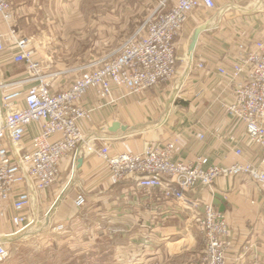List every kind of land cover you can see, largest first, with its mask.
Returning a JSON list of instances; mask_svg holds the SVG:
<instances>
[{"label": "crops", "instance_id": "crops-1", "mask_svg": "<svg viewBox=\"0 0 264 264\" xmlns=\"http://www.w3.org/2000/svg\"><path fill=\"white\" fill-rule=\"evenodd\" d=\"M9 1L14 27L22 32L21 35L33 39V47L45 54L52 51L53 45L68 29L61 23L70 20L65 18L69 13H64L68 4L158 5L160 2ZM214 2V9L199 7L192 10L176 37V66L179 61H184L183 57L186 60L185 67L180 64L182 70L176 71L180 74L176 80L179 86L174 81L163 82L141 95L120 98L111 105L99 102L93 90L81 98L80 104L92 110L89 119L82 122L84 146L61 162L58 177L64 172L66 175H63L65 179L60 189L49 187L33 193L25 212L27 224L15 226L11 222L13 211L10 207L0 213V242L5 247L8 248L9 244L21 246L23 240L25 249L35 244L50 248L59 244L80 245L78 249L89 255V262H92L99 255L96 246L103 239V242L117 246L114 264H201L205 241L195 226L193 214L180 211L175 202L164 199L158 190L137 188L134 180L111 185L104 161L86 145L98 148L104 140L109 144L111 154L137 153L147 142L172 140L176 143L177 158L184 160L195 161L201 156L210 164L221 165L247 159L255 161L260 149L248 144L243 123L227 115L222 106L231 102L235 83L242 82L245 77L241 75L230 83L228 76L220 74L219 69L223 68L229 75L238 44L250 46L254 40L264 37V0ZM197 28L200 31L190 50ZM0 30L4 35V50L0 52V84L23 79L26 73H16L9 67L10 64L16 68L24 65L15 64L10 59L14 47L8 27L1 18ZM198 63H202L203 68L199 69ZM72 77L60 74L50 78V89H61ZM11 85L16 88L22 85L21 88L25 89L29 84ZM180 86L183 93L178 89ZM118 95L119 91L113 88L112 97L118 98ZM113 122H118L119 126L110 130ZM40 127L39 122L27 126L23 140L25 146ZM235 148H241L244 155L237 157L233 153ZM26 189L27 186L22 184L16 191ZM186 194L190 199L201 201H213L216 195L220 197L216 208H221L233 231L226 264H254V255L259 258L256 264H264V185L247 175L222 176L214 180L211 188L201 185ZM78 195L85 198L81 207L74 204ZM102 224L110 230L107 237L94 234L96 227L102 230ZM56 225H63V229H55ZM88 226L92 227L89 233ZM36 232H41V240H36ZM78 235L82 236L81 240ZM25 257L34 264L31 252H26Z\"/></svg>", "mask_w": 264, "mask_h": 264}, {"label": "built area", "instance_id": "built-area-1", "mask_svg": "<svg viewBox=\"0 0 264 264\" xmlns=\"http://www.w3.org/2000/svg\"><path fill=\"white\" fill-rule=\"evenodd\" d=\"M199 7L214 9L216 4L214 0H161L157 10L122 42L115 55L94 63L93 68L83 70L67 85L52 91L46 77L40 74L41 65L33 56L31 39L18 35L11 24L14 15L10 1L0 0V18L8 27L14 47L10 59L23 64L26 72L23 79L0 84V213L10 207L11 222L17 227L27 224L25 212L33 193L49 188L59 176L61 162L84 146L82 122L89 119L92 110L83 107L80 100L89 90L102 100L111 97L113 88L137 94L174 76L178 61L176 37L190 12ZM3 39L0 30V52L4 50ZM238 48L229 75L223 68L219 72L228 76L230 83L241 75L245 78L235 83L231 102L222 106L227 115L243 123L248 144L260 149L255 161L221 165L210 164L201 156L195 161L184 160L177 158L173 141L147 143L137 153L111 154L104 140L98 148L86 145L106 161L111 185L134 180L137 188L158 190L180 211L193 214L205 241L201 264H226L233 231L213 201L190 199L186 193L201 185L211 188L219 177L239 174L264 185V37L250 46L239 43ZM196 66L203 68L202 63ZM12 83L31 84L23 89ZM32 122H39L41 127L25 146L26 128ZM233 153L237 157L244 155L241 148H235ZM22 184L27 189L16 191ZM74 204L84 205V196L78 195ZM55 229L62 230L63 225H56ZM7 256V249L0 242V262ZM254 259L256 264L259 258L254 255Z\"/></svg>", "mask_w": 264, "mask_h": 264}, {"label": "rangeland", "instance_id": "rangeland-1", "mask_svg": "<svg viewBox=\"0 0 264 264\" xmlns=\"http://www.w3.org/2000/svg\"><path fill=\"white\" fill-rule=\"evenodd\" d=\"M154 2L156 4V0H154ZM157 8L158 5L153 4H68L64 13H69V16H65V18H69L70 20L62 22L59 21L64 24V26L66 25L68 29H66L65 35L62 38H59V41L55 44V46L53 45L52 51L45 54L39 52V50L37 51L36 48L33 47V43L31 45L33 56L40 62L41 65L40 74H43L50 84V78H55L60 74L67 76L73 75V77H75L83 70L93 68L94 63L99 62L103 58H109L115 55L122 42L135 34L139 26L147 20V18L151 16ZM13 21L14 18L12 17L11 24L14 27ZM14 29L18 35L22 33H19L15 27ZM22 35L24 36V34ZM31 41L33 42V39H31ZM183 59L184 61H179L178 65L183 64L185 67V57H183ZM178 65L176 66V71H181L182 68ZM9 67L11 71H15L16 73H26L25 67L16 68V65L14 64H10ZM176 71L174 76L171 77L168 82H176L180 76V74H177ZM178 83L179 82H176L175 85L179 86ZM116 89L119 91L118 98H113L111 94L110 98L99 100V102L105 103V105H111L116 103L120 98L123 100L130 96L141 95L143 92L150 90L147 89L137 94H131L125 89ZM178 89L181 91V86ZM180 93L183 92L181 91ZM199 137L201 138L202 136L200 135ZM114 153L116 152H113L112 154ZM104 163L107 168L106 161H104ZM63 175L65 176L66 173H62L50 187L60 189V185L64 183L65 179ZM102 226V230L96 227L94 234L97 236L107 237L110 230H108L103 224ZM91 230L92 227L88 226L87 232L89 233ZM36 233V240H41V232ZM85 233L86 232L81 233L80 235ZM80 235H78L77 238L81 240L82 236ZM24 242V240L20 242L23 244L21 246L9 244L8 248L6 247L8 256L3 260L5 261V264H15L16 259H18L17 264H30L31 261H26L25 259L26 252L29 254L31 252L34 255V264H114L116 262L115 250L117 246L108 242H103V239L101 240L102 243H98L96 246L98 248L97 253L101 256L99 257L98 255L96 261L92 262H89V255L82 253L78 249V247L81 248L80 245L59 244L50 248L51 246L35 244L32 248L29 247L25 249ZM117 242L118 240H116L115 243ZM71 243L78 244L73 241ZM109 250L111 252H109ZM108 253L111 254V256H108ZM42 254L47 257H43ZM17 255L22 257L18 258ZM117 261L120 262V260Z\"/></svg>", "mask_w": 264, "mask_h": 264}, {"label": "water", "instance_id": "water-1", "mask_svg": "<svg viewBox=\"0 0 264 264\" xmlns=\"http://www.w3.org/2000/svg\"><path fill=\"white\" fill-rule=\"evenodd\" d=\"M199 31H200V28H197V29L195 30V32H194L193 40H192V43H191V45H190V47H189L190 50H191V49L193 48V46H194V43H195V41H196V36H197V34L199 33ZM118 126H119L118 122H113L112 125H111V127H110V130H115ZM219 202H220V197H219L218 195H216V196L214 197L213 204H214L215 206H218ZM219 211L222 212V211H221V208H220Z\"/></svg>", "mask_w": 264, "mask_h": 264}, {"label": "bare ground", "instance_id": "bare-ground-1", "mask_svg": "<svg viewBox=\"0 0 264 264\" xmlns=\"http://www.w3.org/2000/svg\"><path fill=\"white\" fill-rule=\"evenodd\" d=\"M190 56H189V54H188V56H187V58H189Z\"/></svg>", "mask_w": 264, "mask_h": 264}]
</instances>
